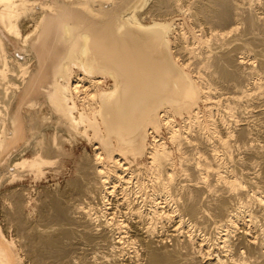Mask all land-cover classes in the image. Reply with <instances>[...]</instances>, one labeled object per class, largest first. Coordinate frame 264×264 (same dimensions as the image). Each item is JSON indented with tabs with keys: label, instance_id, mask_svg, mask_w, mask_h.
Instances as JSON below:
<instances>
[{
	"label": "bare ground",
	"instance_id": "1",
	"mask_svg": "<svg viewBox=\"0 0 264 264\" xmlns=\"http://www.w3.org/2000/svg\"><path fill=\"white\" fill-rule=\"evenodd\" d=\"M61 1L91 22L63 19ZM140 1L0 0V193L22 174L40 176L62 162L66 142L90 141V131L98 141L94 157L85 150L89 163L82 160L70 190L46 199L37 220L24 214L26 190L5 193L17 244L0 225V264H264V0ZM147 6L150 24L139 15ZM181 12L221 42L208 53L211 64L200 56L208 69L196 57L195 78L176 66L175 51L185 47L174 43L185 33L179 27L172 40L171 17ZM52 17L62 21L67 46L56 29L34 42ZM133 30L162 54L149 58L131 44ZM17 44L22 53L13 52ZM252 52L258 65L246 61ZM204 67L215 68L219 81ZM202 100L211 104V128ZM167 108L186 124L165 121L173 151L148 131ZM146 151L150 173L132 171L129 156ZM175 151L195 180L175 178ZM29 153L35 157L25 160Z\"/></svg>",
	"mask_w": 264,
	"mask_h": 264
},
{
	"label": "rangeland",
	"instance_id": "2",
	"mask_svg": "<svg viewBox=\"0 0 264 264\" xmlns=\"http://www.w3.org/2000/svg\"><path fill=\"white\" fill-rule=\"evenodd\" d=\"M129 1H132V3L134 5H140V3H141L140 0H129ZM59 5L61 6V13L63 14V19H65L67 21H71V22H73L75 24L88 23V22L90 23L91 22L90 17L87 16L86 14H84L82 11L71 10L70 8L67 7L66 3L65 2H62V1L59 2ZM146 8L144 9V11L140 12L139 15L141 16V20L144 22V24H150V23H152L153 21H156V20H154V17L150 13L149 6H147ZM184 13H187V14H184ZM189 13H190V15H189ZM191 13L192 12H181V13H176L177 14V16L175 14L176 17H174V16L171 17V18H174L173 20H176L177 21V25L175 27V30H174V33H173V36H172V40L175 41V38L174 37L178 35V29L182 28L183 29V30L181 29L182 32H184L186 35L180 32V34L178 35L179 36L178 37L179 40L176 39V41L177 42L179 41V43H177V42L174 43V46H177V44H178L179 46H181L183 48L185 47L187 50H189L188 48H190V50L191 49H194L192 47V46H194L197 49V50H194L192 52V53H195V51H196V53H197V54L195 53L196 56L194 54H192V53L191 54H188V52H186V49L185 48H184V50H180V51H179L180 48H178V50L176 49V51H175L176 52L175 54L177 56V65L176 66L177 67H180L182 69V71L185 72L186 74H189V75L191 74L190 76L193 77V78H195V74H193L192 71L194 72L195 67L196 66L198 67V65H200V63H201V67H203V66H205L206 68L209 67L210 64H211L210 63V61H211L210 55L213 53L212 50L214 48V51L215 52L216 51L218 52L219 50H217V48L220 46L221 42L220 43L219 42L217 43V41H219V40L216 41V38L212 37L211 35L204 34L205 32L203 33L201 31V33H199L200 30H199V27L197 26L198 23L195 22V20H194L195 18H193L194 21L192 20V18L190 17L191 16ZM61 22H62L61 20L60 21L59 20H56L55 17H52L49 20L47 19L46 22H45V24L40 29H38V32L36 33L35 38H34V42H36V41L40 40L42 37L46 36L48 34V32L51 31L52 29H56V40H57V43L60 44L61 46H67L69 44V36H67V34L65 33L64 28H63V25H62ZM28 23H30V22H28ZM195 24H197V25H195ZM34 30H35V26L34 25H31L29 28H26V30H24L23 35L26 36L27 34L31 33ZM132 32H133L132 40L130 39L131 40V44L133 42H135L136 44H138V48L140 49V51H142L143 53H146L149 56V58H155V56L162 54V51L159 50L157 47H155L153 45L152 41L145 34L139 33V32H137L135 30H133ZM176 33H177V35H176ZM203 34L206 35V37L203 36ZM182 36L183 37L186 36L185 37L186 39L184 40ZM198 37H204L205 38V41L206 40L207 41L206 42L205 41H202ZM208 40H210V42ZM211 40H212V42H211ZM180 41L181 42L183 41V42L181 43ZM192 41L195 42V43H193ZM79 44H83V41L82 40H79ZM198 46H199V49H200L199 52H198V48H197ZM212 46H213V48H212ZM215 46L216 47L218 46V47L215 49ZM201 48L203 49V51L205 50L204 51L205 53L201 50ZM211 48H212V50H211ZM190 50H189V53H190ZM183 51L185 52V55H184ZM13 52L22 53L21 52V47L17 44L16 45V48L13 50ZM206 52H207V54H206ZM210 52H211V54H210ZM199 53L202 54V55H198ZM208 53L210 55H208ZM182 55H184V56L182 57ZM204 55H206V56L208 55L209 56V57L207 56L208 58H206V59H207V61L210 64L206 60H204L205 62H203V59L205 58ZM200 56L202 58L203 57L204 58L202 59ZM196 57H198L199 60L202 59V61L201 62L198 61ZM248 57L251 59V61H249V62H252V60L253 61L254 60H258L256 58H259L258 53H255V52H252V53L248 54V56H247V53H246V55H245L246 61L250 60V59H248ZM209 59H210V61H209ZM179 60H180V62H179ZM183 60L186 61V64L185 65L183 63ZM196 60L198 61V63L199 62L200 63L198 64ZM194 61H195V63H194ZM202 62L205 65H203ZM181 63H182V65L184 67L182 65H180ZM189 63H192V64L187 65ZM193 63H194L195 66L193 65ZM196 63L198 65H196ZM208 64H209V66H207ZM252 64L258 65L257 64V61L256 62L254 61ZM201 67L199 66V68H201ZM205 67L202 68V69L203 70H206ZM212 68H210L209 70H206V71H202V69H201V71L204 74L207 72L206 73L207 75H209L211 72H212V75H213L214 74V71H215V74L214 75H216L215 68H213V69ZM76 73L77 74H81V72L79 70H77V69H76ZM216 80L219 81L217 77H215V81ZM221 83L222 82H219V85ZM111 84H112V81L109 80L108 81V85H111ZM121 87H122V82H121ZM220 88H221V86H220ZM163 89H166V90L169 89V85L168 86H166V85L163 86ZM219 92H220V94L221 93L222 94L226 93L225 91H221V90H219ZM218 95H219V93L217 94V97H218ZM221 95H219V96L221 97ZM203 96H204V94H203ZM224 99H225V97L223 95L222 96V99L220 98L219 100H221L223 102ZM205 102H206L205 100L200 101L199 104H198V108H199L200 113L204 117L203 119L205 121L206 127H210L211 128V127H213L212 126L213 123H209V121L212 122V119L209 118V111L206 112V110H208L207 108L211 104L208 103V102H206V103ZM79 105L82 106L83 104L82 103H79ZM171 110H170V108H167V109L162 110L160 112V115L163 118L165 116V118L167 120L166 119L164 120L163 118L160 119L158 121L159 126H150V127H148V131H149L150 141H152L153 136H159V137L163 138L167 142L169 148H171L172 151H173V150H175V144H171L173 141L172 142L170 141L171 139L169 138L170 135L168 133L169 132V128L167 127V125H169V127H171L172 125H174L176 123V125L178 126V128L183 130V129H185L183 127V125L186 126V124L184 123L182 116L176 114L174 110H172V111ZM222 110L224 111V108L223 107H221V109L219 108L218 109V112L217 111H215V112L218 113V114H220V116H223V115H221V114H224L223 112L221 113ZM172 115L175 117L174 118L175 120L173 119V116ZM171 119H173L172 121L173 122L175 121V122L174 123L171 122L170 121ZM162 120H164V122ZM165 121L166 122L169 121L168 122L169 124L167 123V125H166L165 124ZM163 124H165V125L162 126ZM188 126H190V125H188ZM162 128H164V129H162ZM167 128H168V131H167ZM88 136H89V138H91L90 141H89V139L85 138L84 136H78L73 141L74 143L66 142L64 144V146H65V155H63V157H62V162L64 164L62 166L63 169H61V167H58V165L59 166L62 165L61 160L58 161V163L57 164H54V165H48L47 164V165H45L43 167L44 173L42 175H40V176H37L36 175L35 176V175H30L29 174V176H27L28 175L27 174L28 172H26V173L22 174V177H24V178L21 177V179L17 180L13 184H9L8 183L9 185H7L2 190V192L0 193V223H1L0 225L3 228V230H7V227H8V230L7 231H4V233H5V235L10 240H13L17 244L16 239H15V227H14V225L11 224V217H10L11 214L9 216L7 215L8 214L7 212L9 211V208L10 207H9V203L7 202V198H4L3 197L5 195V193L9 192L10 190H17V189H18L17 190L18 192H22L23 193L24 190H26L24 192V194H22V195H24L23 197L25 198V200L27 199V201H28V202L26 201V205H24V214H25V216L27 218H29L32 221L37 220V217H38L37 215H38V210H39L38 207H41L42 205H44L46 203V201H48L46 199L49 198V200H50V197L53 196L54 194H57L59 197H61L63 191L65 193H67L70 190V188H71V187H69V181H74V180L77 179V175H78L77 174L78 173L77 171H78L79 167L82 168L81 166H83L81 164L84 163V166H85L87 163H89V160H87L86 157L84 156L85 150L88 151V156L90 158L91 157H94V155H95L94 154L95 153L94 148H95V146L98 145V141L93 138V132L92 131L89 132V135ZM34 157H35V155H33L32 153H29L25 157V160H31ZM152 157H153V155H151V153L149 154V152L146 151L144 153L143 157H134V156L130 155L129 158H128V160L129 159L130 160L128 162L131 164V166H133V167H131L132 171H136V170H139L140 171L141 170L140 171L141 173H147V172L150 173V167L149 166H152V167L154 166L153 165V163H154L153 159L154 158H152ZM179 159H180V155H179V153L177 151H175L174 154H173V162H174V164H176L175 165V169L177 170L176 171L175 178H177V179H184L185 178L187 181H189V179H190V181L191 180H195L194 179V175L195 174L193 175V177H191L192 174L190 172H187L188 174L190 173L189 174L190 176L189 175L187 176V174H184V172L182 170L183 167H182V169L180 168L181 167V164H179V163H180L181 160H179ZM82 160H83V163H81ZM84 161H86L87 163L84 162ZM152 161H153V163H151ZM11 171L15 172V169H13V167H12L11 168ZM151 175H152V173L150 174V176ZM153 175H154V173H153ZM151 177H153V176H151ZM188 177H190V178H188ZM195 177H197V176L195 175ZM185 179L182 180V181H185ZM63 195H65V194L63 193ZM56 196H53V198H55ZM28 198L31 199V200H29ZM53 198L51 197V199H53ZM42 202H44V203H42ZM4 209H6V210H4ZM4 213H6L5 215L8 218L6 217V219H5ZM7 221H9V222H7ZM9 223H10V225H8ZM17 246H18V248H20L19 245H17ZM19 250H21V249H19ZM21 254H22V256L24 255L23 253H21ZM27 262L28 261L26 260L25 264H30V263H27Z\"/></svg>",
	"mask_w": 264,
	"mask_h": 264
}]
</instances>
